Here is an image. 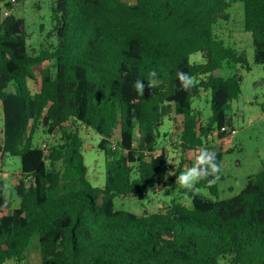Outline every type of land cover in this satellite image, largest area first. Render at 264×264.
I'll return each mask as SVG.
<instances>
[{
    "label": "trees",
    "instance_id": "1",
    "mask_svg": "<svg viewBox=\"0 0 264 264\" xmlns=\"http://www.w3.org/2000/svg\"><path fill=\"white\" fill-rule=\"evenodd\" d=\"M236 1L253 60L264 68V0H53L57 42L36 55L13 3L0 0V160L20 159L12 184L18 204L8 213L0 176V264H22L33 236L40 264H264V166L226 199L193 192L216 196L222 179L210 165L198 166L208 175L189 189L190 208L176 202L136 215L113 201L178 182L184 160L172 163L175 149H207L210 163L221 166L212 137L228 135L221 128L229 127L241 80L233 66L245 53L226 45L215 26ZM197 52L203 62H190ZM179 72L191 87H182ZM202 91L210 95L205 120L192 105ZM179 116L178 141L168 150L172 130L160 134L159 127ZM77 124L100 137L102 187L87 178ZM38 130L54 138L35 145Z\"/></svg>",
    "mask_w": 264,
    "mask_h": 264
},
{
    "label": "rangeland",
    "instance_id": "2",
    "mask_svg": "<svg viewBox=\"0 0 264 264\" xmlns=\"http://www.w3.org/2000/svg\"><path fill=\"white\" fill-rule=\"evenodd\" d=\"M133 2L134 0H126ZM53 0H17L13 4L11 13L24 21L27 34L28 51L36 55L42 49H49V46L57 42L54 26L56 20L52 18L51 7ZM228 20L218 21L215 26V33L223 39L226 45L235 47L245 53V60L233 66L234 71L241 76L239 93L227 109L228 124L235 132L227 135L224 139L218 140L212 137L213 146L219 145L222 149V163L220 173L222 179L219 181L218 194L212 196L205 188L195 189L193 192L211 199H226L236 195L246 184L247 179L264 166V68L253 60V45L249 32L243 30V4L240 1L232 2L227 9ZM50 50V49H49ZM190 62H203L200 52L189 57ZM39 72L36 70L35 79L30 80L29 88L32 92L38 89ZM10 85L7 90H10ZM209 93L202 91L198 98L193 100L192 105L198 109L202 119L209 112ZM181 117L174 121L165 119L159 127V132H170L173 139L167 138L164 146L170 150L171 141H178ZM3 114L0 102V142L2 141ZM77 128L83 138L82 154L84 164L87 168V178L94 187L104 185V154L98 149L97 144L100 137L93 130L78 125ZM51 135V138L54 136ZM38 130L34 136V144L48 143L51 138ZM161 140V137H159ZM199 150L186 151L174 150L173 162L175 165L180 158L184 160L181 174L187 172L196 165V157ZM20 172V159L10 154L4 155L0 160V176L5 187L4 212H10L18 204L12 184ZM170 172L168 175L170 176ZM115 209L125 210L136 215L163 211L172 203H181L191 207L189 189L182 187L178 182L168 186L152 185L142 199L131 196H116L114 198ZM40 254L36 236L31 238V243L25 253L22 264H40Z\"/></svg>",
    "mask_w": 264,
    "mask_h": 264
},
{
    "label": "clouds",
    "instance_id": "3",
    "mask_svg": "<svg viewBox=\"0 0 264 264\" xmlns=\"http://www.w3.org/2000/svg\"><path fill=\"white\" fill-rule=\"evenodd\" d=\"M154 76L155 73H152ZM178 78L181 82V85L184 89H187L191 87L192 85V79L184 72L178 73ZM137 89L139 91H143L144 85L142 82H137L136 85ZM214 159L213 155H209V151L207 149H202L200 151L199 156L197 157V163L196 166L191 167L187 172H184L179 175L178 181L180 185L186 189H191L193 185L198 182L199 180L203 179L205 176L208 175L207 172L204 171L203 168L198 167L200 165H210L212 173H219L220 172V166L217 164H211L210 162ZM164 179H167V176L164 177ZM220 180V176L216 175L214 179L208 180L209 185H214L217 183V181Z\"/></svg>",
    "mask_w": 264,
    "mask_h": 264
},
{
    "label": "built area",
    "instance_id": "4",
    "mask_svg": "<svg viewBox=\"0 0 264 264\" xmlns=\"http://www.w3.org/2000/svg\"><path fill=\"white\" fill-rule=\"evenodd\" d=\"M11 2L14 4V2H15V0H11ZM9 12H10V10L9 9H5L4 11H3V15H8L9 14ZM221 131H225L228 135H232V134H234V130L231 128V127H222L221 128ZM42 146L44 147L45 145L44 144H42Z\"/></svg>",
    "mask_w": 264,
    "mask_h": 264
}]
</instances>
